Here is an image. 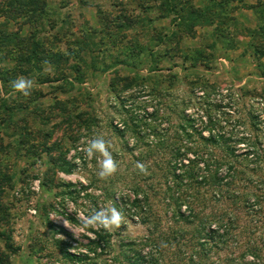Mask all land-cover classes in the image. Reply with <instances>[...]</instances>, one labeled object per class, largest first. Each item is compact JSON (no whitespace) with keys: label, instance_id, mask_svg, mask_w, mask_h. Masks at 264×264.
<instances>
[{"label":"rangeland","instance_id":"obj_1","mask_svg":"<svg viewBox=\"0 0 264 264\" xmlns=\"http://www.w3.org/2000/svg\"><path fill=\"white\" fill-rule=\"evenodd\" d=\"M71 1L67 7L71 19L76 23L88 19L97 26L93 3ZM93 1L107 5V0H88ZM215 1L218 4L213 7L221 17L210 20L206 14L209 22L177 26L172 18L158 20V27L170 32L177 29L182 37L179 47L171 48L172 60L178 65L168 70L173 62L162 59L165 75L153 81L151 89L138 86L114 96L109 90L113 72L88 75L84 85L94 98L95 120L89 127V121L81 124L78 139L74 134L71 139L64 135L55 141L66 148L64 158L72 171H56L55 175L70 186L52 183L51 190L42 187L43 173L51 162L41 149L42 162L28 168L24 184L8 190V202L13 195L20 200L12 208L9 223L20 250L9 264H128L122 255L127 246L122 244L132 241L136 246L148 237L164 249L159 261L181 264L176 260L177 249L195 243L198 220L213 215L232 227L244 243L264 248V55L255 56L249 46L250 34L244 31L258 24L259 15L247 6L258 0H229L227 12L222 0ZM189 2L195 8L212 6V0ZM14 26L12 22L8 25ZM144 37L158 56L162 45L153 37ZM212 42H216L214 47H210ZM129 71L121 68L119 73ZM139 73L147 76L145 70ZM51 99L43 97L40 102L46 105ZM98 134L111 142L119 165L118 172L106 181L98 178V159L89 160L81 151ZM29 160L25 153L19 165L27 167ZM137 162L145 164L147 175L135 168ZM178 204L184 216H195L190 222L173 216ZM109 206L120 210L126 223L107 231L110 236L105 246L103 242L97 245L93 240L104 230L83 229L82 215ZM59 227L68 231L67 237L58 233ZM61 249L81 258L88 253V257L77 263L64 257Z\"/></svg>","mask_w":264,"mask_h":264},{"label":"trees","instance_id":"obj_2","mask_svg":"<svg viewBox=\"0 0 264 264\" xmlns=\"http://www.w3.org/2000/svg\"><path fill=\"white\" fill-rule=\"evenodd\" d=\"M71 2L0 0V264H9L11 257L20 250L13 237V226L9 227L12 208L20 200L13 195L12 202H8V190L18 183L24 184L28 168L34 169L39 160L42 162L41 149L48 156L46 160L51 162L43 173L42 187L51 190L52 183L70 186L69 182L58 181L55 175L56 171L72 172L68 168L70 162L64 158L66 148L55 141L62 140L64 135L71 139L76 134L77 138L81 124L83 126L89 121L86 124L89 127L95 120L94 98L84 85L88 75L113 72L109 90L114 96L138 86L151 89L155 84L153 81L158 82L165 75L160 65L162 59L173 62L168 70L178 65L172 60L171 48H178L176 45L182 37L177 29L170 32L158 27V20L172 18L175 25L181 26L206 23L209 20L206 14L210 20L221 17L220 10L217 12L213 7L218 4L215 0H212V6L204 8H195L189 0H107L106 6L96 1L79 0L81 5H95L98 22L95 26L88 19L78 23L71 19V11L67 9ZM221 4L227 12L229 0H222ZM247 6L259 15L254 30L244 28V31L250 34L249 46L260 58L264 55V2L258 0ZM172 13L174 15L170 17ZM10 22L15 26L8 27ZM226 31L231 35L228 29ZM254 32L257 35H253ZM146 35L153 37L158 46L162 45L157 50L158 56L149 48L151 41L144 37ZM222 38L226 40V37ZM215 43L212 42L210 47ZM197 54L202 55L198 51ZM49 66L51 71H46ZM121 68H129L130 71L121 74ZM141 70H145L147 76L140 74ZM19 76L35 81L30 97H23L12 89L11 82ZM148 81L151 85L147 84ZM56 92L66 97H58ZM47 96L52 99L43 105L40 98ZM25 153L30 156L27 167L19 165ZM32 178L37 177L32 175ZM137 201L135 198L134 202ZM180 206H175L173 216L184 223L190 222L195 216H184L183 211H179ZM65 218L75 221L70 215ZM198 223L200 226L193 234L195 243L177 249L178 263L264 264V248L261 250L258 245L244 243L221 218L206 216ZM50 226L56 225L50 222ZM58 233L68 236L64 227H59ZM97 236L93 242L97 245L103 242L105 246L110 234L100 231ZM53 241L56 244L57 239ZM134 243L122 244L127 246L122 249V255L128 264H164L159 261L164 249L153 245L150 237L136 246ZM146 247L148 249L144 250ZM92 249V252L96 251L94 247ZM61 250L64 257L77 263L88 257V253L82 254L84 258H81L67 249Z\"/></svg>","mask_w":264,"mask_h":264},{"label":"clouds","instance_id":"obj_3","mask_svg":"<svg viewBox=\"0 0 264 264\" xmlns=\"http://www.w3.org/2000/svg\"><path fill=\"white\" fill-rule=\"evenodd\" d=\"M46 63V62H45ZM46 71H51L49 66ZM11 87L14 92L23 97H30L35 88V81L31 78L19 76L11 82ZM111 142L103 135H94L86 143V146L81 149L85 156L92 160L98 159L99 170L98 178L100 180H108L113 177L119 169V165L113 156ZM79 164V161H76ZM135 168L140 173L147 175L148 171L144 163L137 162ZM126 223L124 214L114 206L102 208L99 210L93 209L89 215H82L81 224L83 229H92L95 231H113L121 228ZM166 247L167 245H163Z\"/></svg>","mask_w":264,"mask_h":264}]
</instances>
